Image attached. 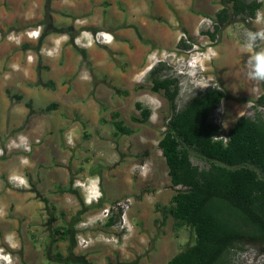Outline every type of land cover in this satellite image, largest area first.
I'll use <instances>...</instances> for the list:
<instances>
[{
	"label": "rangeland",
	"instance_id": "374dc122",
	"mask_svg": "<svg viewBox=\"0 0 264 264\" xmlns=\"http://www.w3.org/2000/svg\"><path fill=\"white\" fill-rule=\"evenodd\" d=\"M143 1L130 0L128 2L127 0L126 3L139 10ZM114 4L118 5V2L115 1ZM112 7L109 6L107 10H111ZM99 8L100 6L96 7V9ZM138 14H140L139 11ZM88 18V16H83V12L78 13L70 28L77 30L84 25L78 33L81 37L80 41L89 37L86 34L91 35V39L85 43L97 44L102 48V55L105 56L103 54L105 50L109 56H105L106 60L99 65V69L96 71L91 64L85 61L84 73L87 81L84 84L85 98L84 100L80 98V102H84L85 111L83 115L74 113V116H70L72 119L67 120V124L71 120V122L78 121L82 125L83 138L76 149L72 151L69 148L68 152L74 154L73 161L74 164L77 163L74 168L81 169V172L87 175L86 179L92 178L97 180L98 184L101 183V193L93 188L89 192L95 196L101 195L97 202L86 204L79 191L69 186L65 190L71 197L68 203L79 206L75 213L69 215H78L80 218L68 240L58 241L55 245L50 246L52 239L49 237L50 235L40 233L42 226L34 224L37 232L33 235L29 234V238L33 248L38 252L24 256V252H28L24 244L23 247L15 250L4 245L0 247V264H53V260L47 256L50 250L53 254L60 251L63 255H69L73 259L79 258L84 262L83 264H167L172 255L193 240L189 229L175 230L173 218L171 216L164 217L163 213L156 209L157 204L169 206L170 198L177 190L171 183L165 158L158 145L165 129L164 123L171 113L168 101L163 93H154L150 90L151 83L148 80V72L151 68L142 66L141 72L133 79L129 77L127 63L114 56V51L109 43L115 39L119 32L129 30V28L119 27V24L107 15L100 20L96 30H83L87 27L85 23ZM132 19L138 20L139 16H132L128 12L124 13L122 23L130 26ZM164 20L168 21L169 18ZM162 23L165 24L164 21ZM56 25L54 30L57 32L65 28L59 23ZM35 27L38 28L37 35L39 36L44 26L39 24ZM255 28L254 23L248 25V23L236 19L232 24L221 29L216 40H211L206 33L207 30L212 31V26L201 25V20L195 37H190L182 30L179 31V34L187 35L185 42L190 44V47L184 48L176 45L173 48H166V50L170 53L176 50L177 55L186 54V60L190 59L192 55L193 62L183 66L180 61H177L178 56L176 60L173 59V54L167 61L162 62L169 66L166 73L179 80L177 108L183 107L196 93L205 90V88L197 87L199 82L206 81L203 78L214 77L218 85L222 86L221 72L236 67L235 59L227 57V52H224L222 48L224 35L227 33L242 43L245 39L244 34L248 30H255ZM2 33V39L5 37L14 38L12 31ZM102 33H105V37L101 36ZM184 49L190 50V53H185ZM42 52L51 53L45 48H42ZM124 56L128 57L127 54L122 53L121 58ZM150 64L151 61L148 66ZM6 66V64H2L1 68ZM239 67L241 68V66ZM51 84L49 83V86H52ZM140 84H143L144 88L136 89V86ZM115 87L122 90L128 89L129 94H119ZM59 88H62V85ZM261 93V83L251 81L248 92H240L234 95L233 99L224 100L212 114V119L214 121L221 119L222 126L227 124V127L223 126V128L228 130L235 119L243 114L253 115L256 111H260L264 116V104L256 102ZM46 94V96L40 94L36 97V107H42L52 101L53 90L47 89ZM137 101L143 102L153 110L148 124H141L131 119L133 115H139V111L135 107ZM4 105L5 101L0 97V106L4 107ZM115 111L120 112V119L126 125L134 128L135 133L116 135L112 124L102 121V118L111 120ZM36 139L39 138L31 139L17 132L10 133V135L3 134V137L0 135V147L3 154H29L34 144H37ZM27 141L33 142L30 151L25 148ZM49 156L52 166H54L53 154H49ZM192 160L201 167L208 165L207 161L194 152ZM129 172L132 175V180L126 178ZM75 183L82 184L76 188H83V190L88 186V181L86 183L85 180H76ZM127 199L130 201L128 202ZM105 208H110V215L120 216L116 224L111 227L106 225L109 217H104L103 210ZM70 216H62L63 218L54 226L47 224L45 232L49 230L54 232L57 226L61 225L72 226L71 222L74 220V216ZM230 256L233 264H264V247L251 244L243 247L238 246L230 252Z\"/></svg>",
	"mask_w": 264,
	"mask_h": 264
},
{
	"label": "crops",
	"instance_id": "0c3cea01",
	"mask_svg": "<svg viewBox=\"0 0 264 264\" xmlns=\"http://www.w3.org/2000/svg\"><path fill=\"white\" fill-rule=\"evenodd\" d=\"M126 1L49 0L47 5V0H0V30L12 31L14 36L0 40V97L5 101L4 107L0 106V132H3L0 135L17 132L41 140L34 144L29 154L0 157V247L6 245L15 250L24 244L28 251L24 256L36 254L38 251L29 238V234L37 232L34 224L42 226L40 233L52 238L50 230L45 232L46 225L54 226L62 216L69 217L79 208L77 204L68 203L71 197L65 190L69 186L79 191L86 204L97 202L101 195L89 192L93 188L101 193V183L86 179L87 175L81 169L74 168L77 165L73 161L74 154L68 152L69 148L76 149L83 138L82 125L71 120L67 124V120L72 119L70 116L74 113L83 115L85 111L84 102H80V98H85L84 84L87 83L85 61L96 71L106 60L105 56H109L105 50L103 56L102 48L97 44L85 43L91 35L86 34L89 37L80 41L78 33L84 25L77 30L70 28L77 14L83 12L84 17H89L83 30H96L100 20L107 15L119 27L129 28L119 32L109 46L118 60L127 63L129 77L134 79L142 66L149 69V55L153 50L178 45L180 30L195 37L202 17L213 16L222 7V0H144L142 7L136 10ZM97 6L100 8L96 9ZM109 6H113L111 10H107ZM127 12L139 16L138 20L132 19L130 26L122 23L123 14ZM165 18L169 20L165 21ZM58 23L65 27L60 32L54 30ZM39 24L44 29L38 36L35 26ZM72 35L77 36L75 40ZM240 44L227 33L223 37L224 52L237 63L231 70L221 72L222 86L233 96L248 92L251 87V81L245 76L248 54L240 53ZM42 48L51 53L45 54ZM122 53L128 57L121 58ZM2 64L7 66L2 69ZM47 89L54 92L52 101L36 107V97L46 96ZM15 94L22 98H14ZM53 102L58 103L57 108L46 111ZM49 154H53L54 166ZM126 178L132 180L130 172ZM76 180L88 181V186L84 190L76 188L82 185L76 184Z\"/></svg>",
	"mask_w": 264,
	"mask_h": 264
},
{
	"label": "trees",
	"instance_id": "16d2710c",
	"mask_svg": "<svg viewBox=\"0 0 264 264\" xmlns=\"http://www.w3.org/2000/svg\"><path fill=\"white\" fill-rule=\"evenodd\" d=\"M262 10V0H222V7L211 16L214 31L206 33L211 40H216L224 26L236 19L252 25L257 11ZM178 45L190 47L184 39ZM168 68L161 62L148 72L150 90L163 93L171 111L158 145L171 183L177 188L169 206L157 204L156 209L164 217L173 218L175 230L189 229L193 240L175 253L167 264H233L230 252L235 247L250 244L264 247V116L260 111L253 115L243 114L225 130L212 119V114L224 100L234 98L222 86L199 91L183 107L177 108L179 80L166 73ZM141 88H144L143 84L136 86V89ZM261 88L256 102L264 104V82ZM117 93L128 95L129 90L117 88ZM13 97L22 98L18 94ZM57 106L58 103L53 102L46 111ZM135 107L139 115H133L131 119L148 124L152 108L141 101L135 102ZM109 122L116 135L135 133L134 128L120 119L119 111L112 114ZM193 152L208 165L195 164ZM79 218L74 216L72 226H57L49 245L68 240ZM119 218V215H110L106 225H115ZM47 256L53 264L84 263L60 251L54 254L50 251Z\"/></svg>",
	"mask_w": 264,
	"mask_h": 264
},
{
	"label": "clouds",
	"instance_id": "9594fccd",
	"mask_svg": "<svg viewBox=\"0 0 264 264\" xmlns=\"http://www.w3.org/2000/svg\"><path fill=\"white\" fill-rule=\"evenodd\" d=\"M253 23L256 28L255 30H248L244 34L245 39L240 44L239 51L241 54H248V59L245 62L246 78L250 81L262 83L264 82V12L257 11ZM210 83V81H204L197 87L206 88ZM223 126L227 127V124Z\"/></svg>",
	"mask_w": 264,
	"mask_h": 264
},
{
	"label": "built area",
	"instance_id": "2783aa9c",
	"mask_svg": "<svg viewBox=\"0 0 264 264\" xmlns=\"http://www.w3.org/2000/svg\"><path fill=\"white\" fill-rule=\"evenodd\" d=\"M261 12V11H260ZM255 20V18L253 19V21ZM201 25H205L206 27H209V26H212V31H214V19L211 17V16H203L202 17V19H201ZM207 31H209V30H207ZM206 31V32H207ZM2 36H3V33H2V31L0 30V40L2 39ZM101 36H103V37H105V33H102L101 34ZM179 39L181 40V39H184L185 41H186V39H187V35L185 34V33H181L180 34V36H179ZM181 49V48H180ZM184 52L185 53H190V50H186V49H184ZM173 54V59L174 60H176V57H177V61H180L181 62V64L183 65V66H185V64H188V65H190L192 62H193V60L192 59H194L193 57H192V55H191V58L190 59H188V60H186V58H187V55L186 54H178L177 55V53H176V50L174 51V52H168L166 49H155V50H153L151 53H150V55H149V59H150V61H151V64H150V66H149V68H152L154 65H156V64H158V63H160V62H165V61H167L168 60V58H169V56L170 55H172ZM176 62V61H175ZM175 65H176V63H175ZM181 71V70H180ZM203 79H205L206 81H210L211 83L209 84V86L208 87H206L205 89H207V88H210V87H220L219 85H218V83H217V81H216V79L214 78V77H208V78H203ZM202 82H199V84H201ZM198 84V85H199ZM223 103V102H222ZM221 103V104H222ZM215 122L216 123H218V124H223V121L221 120V119H219V120H215ZM25 148L27 149V150H29L30 151V149H31V144H28L27 142H26V144H25ZM4 152H3V150H2V148L0 147V157H2V156H4L5 154H3ZM127 201L129 202L130 201V199H127ZM125 204V203H124ZM119 205H121V204H119ZM103 213H104V217H109V215H110V208H105L104 210H103Z\"/></svg>",
	"mask_w": 264,
	"mask_h": 264
},
{
	"label": "bare ground",
	"instance_id": "6f19581e",
	"mask_svg": "<svg viewBox=\"0 0 264 264\" xmlns=\"http://www.w3.org/2000/svg\"><path fill=\"white\" fill-rule=\"evenodd\" d=\"M39 141H41V140H40V139H36V141H35V142H37V143H38ZM27 143H28V144H33V142H32V141H27Z\"/></svg>",
	"mask_w": 264,
	"mask_h": 264
}]
</instances>
